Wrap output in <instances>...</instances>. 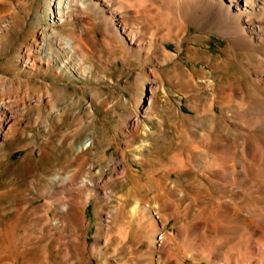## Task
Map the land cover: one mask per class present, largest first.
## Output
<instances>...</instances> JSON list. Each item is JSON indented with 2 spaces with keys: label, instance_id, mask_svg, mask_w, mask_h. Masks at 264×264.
Here are the masks:
<instances>
[{
  "label": "rangeland",
  "instance_id": "obj_1",
  "mask_svg": "<svg viewBox=\"0 0 264 264\" xmlns=\"http://www.w3.org/2000/svg\"><path fill=\"white\" fill-rule=\"evenodd\" d=\"M102 3L0 0V264H264L262 48L189 16L147 50Z\"/></svg>",
  "mask_w": 264,
  "mask_h": 264
},
{
  "label": "bare ground",
  "instance_id": "obj_2",
  "mask_svg": "<svg viewBox=\"0 0 264 264\" xmlns=\"http://www.w3.org/2000/svg\"><path fill=\"white\" fill-rule=\"evenodd\" d=\"M102 2H103L102 3L103 7L101 10V13L104 17H106V21L108 23H111V26H112L113 30L115 31V33H118L119 35L121 34L122 39L127 40V42L136 43L138 41L139 42L138 45L139 46L142 45V47L147 46V50H149L151 48V46L153 45V42L151 39H148L146 41H141V42L139 41V39H141L140 37H142V35H141V28L142 27L143 28H146V27L153 28L157 24H161L162 21L164 22V24L168 25L170 23L169 20H177L178 22H182V21H185L186 18L189 16L192 17V19L196 20L195 22H193L196 27H199V26H202V25L208 24V23H213V24L219 25L222 28V33L224 35H226L228 38H230V39L241 38V39L248 41L249 43H251L254 46L255 45L258 47L260 46L262 48V50L259 52V54H257L255 57V59H256L255 63L257 66H261L262 72L259 73V75H257V76L255 75L256 77H254L253 80L256 82H264V0H102ZM72 3H73V0H57V5L59 4L60 7L63 6L65 12L68 11L69 5H72ZM96 4L97 3H95V5ZM123 13L126 14L125 19L120 18V17H122L121 14H123ZM115 17H119V20L116 21ZM170 18H172V19H170ZM66 43L69 46V48L76 54V56L79 55L77 57H78L79 61H81L80 57L82 56L81 54H82V50H83L82 46L84 47L85 45L83 44V41L81 42L80 35L68 36ZM161 47L163 48L161 51V54L164 56H169V54L167 53V50H165L166 45L164 43H161ZM33 48L34 47L31 46L27 50L26 54L24 55L25 64H27L29 66H33V64H34L33 63L34 62V58H33L34 50H33ZM250 70L251 69H249V67H248V69H247L248 74H251ZM252 70H254V69L252 68ZM222 106H224V105H222ZM224 108H225V106H224ZM8 110H9V108H8V105L6 104V101L3 98L2 99L0 98V129L2 128V125H3L2 120L5 117ZM247 113H248V111L246 112V114ZM231 134H232V132H231ZM223 135H224V133H223ZM220 136H222V135H220ZM230 136H232V135H230ZM222 139H223V136H222ZM231 139H233V138H231ZM213 141H214V139H213ZM230 144H232V143H230ZM202 145H204V144H202ZM217 145L213 149L214 155L212 158L214 160L218 159L219 157H222L220 154L222 152V150L220 149V146H222V142L219 143V146H217ZM86 146H87V142L84 144V148ZM228 146H229V143H228ZM230 147H231V145H230ZM241 147H243V148H241L240 154L239 153L234 154V156H230V158H228L226 156L229 159V161L232 162V166H231L233 169L232 175H234V177L236 179H240L244 175V171H245L243 166L241 165L242 159H240V155H243V156L248 155L250 159L252 158V155H249L250 154L249 150L251 147L250 144L246 142ZM252 147H253V145H252ZM191 150L193 152H196V154L200 153L202 151V149H200L199 146H194L191 148ZM200 157H201V155L197 154L195 159L200 162L201 158L203 156L201 158ZM215 165L216 164H213L212 167L214 169H218V168H216ZM226 166H228V165L226 164ZM200 175H202V174H200ZM217 176H219L221 179L225 180L226 173H225L224 169L223 170L219 169ZM246 176H248V175L246 174ZM249 179H251V178H249ZM231 185H230V187H232ZM238 196L239 197L243 196L241 189H240V191L237 192L235 197L239 198ZM248 199H249V197H248ZM211 217H212V215H211ZM209 219H211V218L209 217ZM209 221H214V220H209ZM215 221H216V219H215ZM46 224H47V222H46ZM44 240H47V242H49V239H44ZM22 249H24V247H22ZM22 249L19 250V254H24V251Z\"/></svg>",
  "mask_w": 264,
  "mask_h": 264
}]
</instances>
